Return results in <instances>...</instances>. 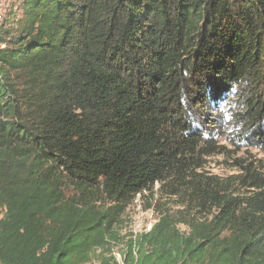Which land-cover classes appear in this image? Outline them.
<instances>
[{
	"label": "trees",
	"instance_id": "1",
	"mask_svg": "<svg viewBox=\"0 0 264 264\" xmlns=\"http://www.w3.org/2000/svg\"><path fill=\"white\" fill-rule=\"evenodd\" d=\"M17 7L0 28V264H264V160L204 169L218 137L264 151V0ZM145 192L156 221L112 256Z\"/></svg>",
	"mask_w": 264,
	"mask_h": 264
},
{
	"label": "rangeland",
	"instance_id": "2",
	"mask_svg": "<svg viewBox=\"0 0 264 264\" xmlns=\"http://www.w3.org/2000/svg\"><path fill=\"white\" fill-rule=\"evenodd\" d=\"M22 0H0V28L10 29L13 32L16 30V16L19 14L17 5ZM13 34V33H12ZM219 152L214 154L205 155L204 169L210 173L220 175L222 177L231 174H238L242 172V164L247 162H257L264 160V151L256 145H250L245 140L235 141L230 136L218 137L216 140ZM156 184L155 189H157ZM152 195L148 192L144 194H137L133 203L127 208L126 212L122 215L124 222L122 226L116 227V231L120 236L117 245L112 249L115 255L118 253L121 256L124 253L125 242L131 237L132 234L140 233L148 230L157 219V213L148 208ZM183 228L185 226L181 225ZM117 253V254H116ZM118 261H120L118 259ZM95 264L98 263L94 259Z\"/></svg>",
	"mask_w": 264,
	"mask_h": 264
},
{
	"label": "crops",
	"instance_id": "3",
	"mask_svg": "<svg viewBox=\"0 0 264 264\" xmlns=\"http://www.w3.org/2000/svg\"><path fill=\"white\" fill-rule=\"evenodd\" d=\"M0 16H1V14H0Z\"/></svg>",
	"mask_w": 264,
	"mask_h": 264
}]
</instances>
